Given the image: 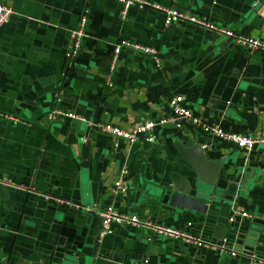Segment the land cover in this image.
Returning <instances> with one entry per match:
<instances>
[{
    "label": "crops",
    "instance_id": "crops-1",
    "mask_svg": "<svg viewBox=\"0 0 264 264\" xmlns=\"http://www.w3.org/2000/svg\"><path fill=\"white\" fill-rule=\"evenodd\" d=\"M146 1L264 43V0ZM0 2L11 11L0 26V264H129L144 257L149 264H264V232L249 241L251 227L264 218V147L240 150L185 120L179 128L164 123L150 141L133 144L89 124L128 129L168 115L166 100L181 95L206 124L256 133L264 51L197 25L164 26L162 14L151 9L130 6L121 17L115 0ZM81 15L84 36L68 59L69 31ZM119 40L155 55L122 48L111 71ZM55 109L85 121L49 119ZM194 137L204 142L205 162L219 163L198 177L175 146ZM120 167L127 170L124 194L112 189ZM239 168L247 177L228 184ZM176 173L188 178L172 188ZM105 208L188 232L203 245L133 226L112 225L99 237L96 212ZM232 208L254 219L229 223ZM239 232L245 239L237 243ZM222 241L242 247V254L224 263L216 249Z\"/></svg>",
    "mask_w": 264,
    "mask_h": 264
},
{
    "label": "built area",
    "instance_id": "built-area-1",
    "mask_svg": "<svg viewBox=\"0 0 264 264\" xmlns=\"http://www.w3.org/2000/svg\"><path fill=\"white\" fill-rule=\"evenodd\" d=\"M119 4V14L121 17L124 16L125 11L130 6H136L137 8H145L155 10L162 14V23L164 26H169L175 23H187L192 25H197L203 27L209 31H213L217 34H222L223 36L231 39L235 43L240 46L252 50H261L264 51V43L255 38L247 37L243 34H238L229 29L218 27L206 20L196 18L194 16H190L188 14H184L181 11L164 7L152 2H148L146 0H115ZM11 11L9 6L0 2V26L5 23L10 15ZM84 24L85 18L83 15L79 18V27L74 28L69 31V39H68V48H67V56L68 59L73 56L79 48L82 37L84 36ZM122 48L139 50L144 53H150L154 57L155 53L152 49L147 47H142L136 43H132L126 40L117 41L112 49L110 62H109V70L113 71L115 67V63L117 60V55ZM166 105L168 109V115L161 116L157 119H144L139 122H133L130 124L128 129H122L111 123H95L91 124V126H95L100 132L109 135L115 139H122L128 144H133L138 141L140 138L150 141L152 131L162 126L164 123H172L175 127L179 128L181 124L180 120H185L189 126L193 129H198L205 136L210 138H215L217 140L227 142L233 144L236 148L244 151L251 150L254 146H262L264 147V109L261 110L259 115V123L258 130L256 133H238L229 130H225L218 125L206 124L203 122L198 116L192 114L190 109H188L183 104V98L181 95L171 96L166 100ZM66 116L68 118L77 119L80 121H85L84 118L72 114L70 112H62L58 109L52 110L48 115L49 119H54L58 116ZM128 188V178H127V170L125 167H120L116 178L112 181V189L115 192L120 194H124ZM59 202H63L68 205H72L77 207L72 202L67 200H57ZM88 210V209H87ZM96 215L99 218V230L98 236L101 237L110 232L112 225L119 226H133V227H141L147 229L153 234L158 236L171 238L174 240H181L185 243L201 246L202 241L193 234L188 232L172 228L170 226L158 223H149L143 219L135 215H128L123 212H119L112 208H105L102 210H98ZM236 219H254V216L250 213L239 210L237 208H232L230 210V214L227 218L229 223L234 222ZM242 247L231 245L227 246L225 241H222L219 245H216V249L220 255H225L226 257H235L242 254ZM250 259H255L253 254L249 255ZM259 261H264V258ZM129 264H149L147 258H140L136 262H131Z\"/></svg>",
    "mask_w": 264,
    "mask_h": 264
},
{
    "label": "water",
    "instance_id": "water-1",
    "mask_svg": "<svg viewBox=\"0 0 264 264\" xmlns=\"http://www.w3.org/2000/svg\"><path fill=\"white\" fill-rule=\"evenodd\" d=\"M67 76H71V72L67 74ZM204 144V142L202 141V139H200V137H194V139H188V140H183V139H178L177 142L175 143L176 149L178 150L179 155L181 156V158L190 166V168L192 169V172L194 174V177L197 176L198 177V172L200 170H202L204 167L206 166H212L213 171L215 170V168H218L219 163L218 162H213V163H208L205 162L207 156L204 153V151L201 149V146ZM206 157V158H205ZM224 171H221L220 174L223 175ZM238 172V173H237ZM236 175L232 176V178H230L231 180L228 181V184L232 182V185L236 184L237 182H239L242 178L245 179L247 177V169H245L243 172L240 173V168L238 169ZM238 175V176H237ZM240 176V178H239ZM235 177V178H233ZM238 177V178H237ZM188 177H184L181 178L180 175L178 173L176 174H171L170 175V179L172 182V188L174 183H178V181L183 180L186 182ZM200 181V180H199ZM215 179L214 180H210L207 181V184L213 185ZM231 201H233V198L231 199ZM257 226L251 227V239L249 240L250 242H254L255 237L261 235V232H264V218L262 222H257L256 223ZM259 233V235H257ZM243 233H238L236 235V241L237 243H240V241L242 239H245ZM226 258V259H225ZM223 262L226 263L227 262V257L225 256Z\"/></svg>",
    "mask_w": 264,
    "mask_h": 264
},
{
    "label": "rangeland",
    "instance_id": "rangeland-1",
    "mask_svg": "<svg viewBox=\"0 0 264 264\" xmlns=\"http://www.w3.org/2000/svg\"><path fill=\"white\" fill-rule=\"evenodd\" d=\"M8 6V5H7Z\"/></svg>",
    "mask_w": 264,
    "mask_h": 264
}]
</instances>
